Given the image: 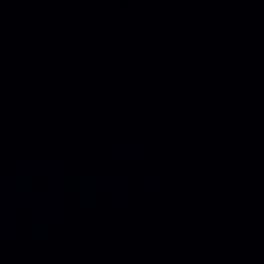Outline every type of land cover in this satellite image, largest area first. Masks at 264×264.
I'll return each mask as SVG.
<instances>
[{
	"label": "water",
	"instance_id": "1",
	"mask_svg": "<svg viewBox=\"0 0 264 264\" xmlns=\"http://www.w3.org/2000/svg\"><path fill=\"white\" fill-rule=\"evenodd\" d=\"M0 264H264V0H0Z\"/></svg>",
	"mask_w": 264,
	"mask_h": 264
}]
</instances>
